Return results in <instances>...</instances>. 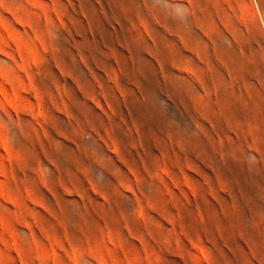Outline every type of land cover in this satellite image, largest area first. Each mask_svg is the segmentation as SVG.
I'll use <instances>...</instances> for the list:
<instances>
[{"label": "rangeland", "instance_id": "rangeland-1", "mask_svg": "<svg viewBox=\"0 0 264 264\" xmlns=\"http://www.w3.org/2000/svg\"><path fill=\"white\" fill-rule=\"evenodd\" d=\"M0 264H264V0H0Z\"/></svg>", "mask_w": 264, "mask_h": 264}]
</instances>
